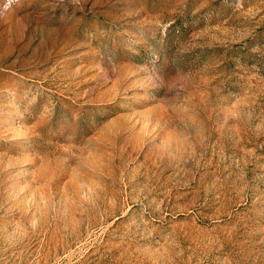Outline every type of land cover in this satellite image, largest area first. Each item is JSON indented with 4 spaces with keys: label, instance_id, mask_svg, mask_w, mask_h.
Segmentation results:
<instances>
[{
    "label": "rangeland",
    "instance_id": "1",
    "mask_svg": "<svg viewBox=\"0 0 264 264\" xmlns=\"http://www.w3.org/2000/svg\"><path fill=\"white\" fill-rule=\"evenodd\" d=\"M0 264H264V0H0Z\"/></svg>",
    "mask_w": 264,
    "mask_h": 264
}]
</instances>
